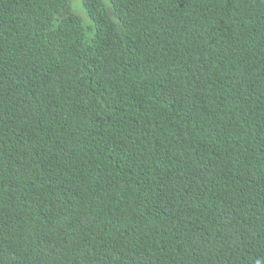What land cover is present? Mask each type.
<instances>
[{
  "label": "trees",
  "instance_id": "trees-1",
  "mask_svg": "<svg viewBox=\"0 0 264 264\" xmlns=\"http://www.w3.org/2000/svg\"><path fill=\"white\" fill-rule=\"evenodd\" d=\"M0 264H264V0H0Z\"/></svg>",
  "mask_w": 264,
  "mask_h": 264
},
{
  "label": "rangeland",
  "instance_id": "rangeland-1",
  "mask_svg": "<svg viewBox=\"0 0 264 264\" xmlns=\"http://www.w3.org/2000/svg\"><path fill=\"white\" fill-rule=\"evenodd\" d=\"M73 6H76V4L73 2Z\"/></svg>",
  "mask_w": 264,
  "mask_h": 264
}]
</instances>
